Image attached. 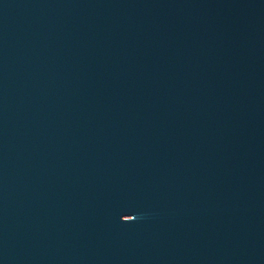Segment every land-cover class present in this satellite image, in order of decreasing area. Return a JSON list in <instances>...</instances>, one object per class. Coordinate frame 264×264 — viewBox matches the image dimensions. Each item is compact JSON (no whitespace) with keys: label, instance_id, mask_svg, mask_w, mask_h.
I'll return each mask as SVG.
<instances>
[{"label":"water","instance_id":"1","mask_svg":"<svg viewBox=\"0 0 264 264\" xmlns=\"http://www.w3.org/2000/svg\"><path fill=\"white\" fill-rule=\"evenodd\" d=\"M0 264H264V0H0Z\"/></svg>","mask_w":264,"mask_h":264}]
</instances>
